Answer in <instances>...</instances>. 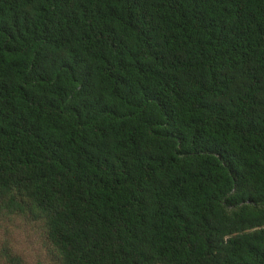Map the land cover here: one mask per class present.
I'll list each match as a JSON object with an SVG mask.
<instances>
[{
    "label": "trees",
    "instance_id": "obj_1",
    "mask_svg": "<svg viewBox=\"0 0 264 264\" xmlns=\"http://www.w3.org/2000/svg\"><path fill=\"white\" fill-rule=\"evenodd\" d=\"M0 206L54 264H264V0H0Z\"/></svg>",
    "mask_w": 264,
    "mask_h": 264
},
{
    "label": "rangeland",
    "instance_id": "obj_2",
    "mask_svg": "<svg viewBox=\"0 0 264 264\" xmlns=\"http://www.w3.org/2000/svg\"><path fill=\"white\" fill-rule=\"evenodd\" d=\"M58 254L42 219L0 206V264H54Z\"/></svg>",
    "mask_w": 264,
    "mask_h": 264
}]
</instances>
